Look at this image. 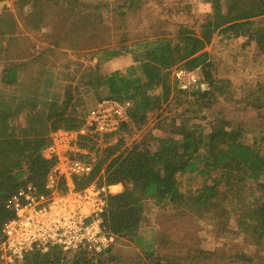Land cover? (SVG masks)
Listing matches in <instances>:
<instances>
[{
	"label": "trees",
	"instance_id": "trees-1",
	"mask_svg": "<svg viewBox=\"0 0 264 264\" xmlns=\"http://www.w3.org/2000/svg\"><path fill=\"white\" fill-rule=\"evenodd\" d=\"M20 4L21 8L31 6L37 25L46 22L48 11L55 14L56 10L65 14L72 12L74 15H62L63 18L50 21L54 23L53 30H57L55 42L61 39L59 30L68 21L64 46L91 51L94 53L92 58H96L98 63L65 74L68 84L62 98L51 93L56 84L45 65L34 75L29 72L34 59L12 64L2 71L0 244L3 242L4 224L14 217L7 208V202L14 194L29 186L39 195L51 194L47 180L57 160L46 159L43 152L57 130L73 131L83 126L86 111L84 95L94 92L99 102L112 100L122 105L130 104L127 108L128 122L141 128L147 123L149 114L160 110L172 94H177L173 70L194 71L200 68L209 85H214L210 56L205 49L216 35H224L228 39L247 38L264 55V0H209L211 13L202 25L200 35L181 26L176 36L160 32L151 37H141L132 45L124 40L114 45L110 25L88 3L79 0H20ZM77 10H80L78 14ZM125 54L133 55V65L124 71L102 73V63ZM69 68L66 64L65 69ZM212 91L193 96L204 103V98L216 96ZM201 105L202 108L208 107L199 102L198 106ZM21 117L23 126L19 123ZM204 120L205 117L174 125L168 136L156 141L154 151L149 142H142L120 152L124 143L120 139L116 144L96 151L99 158L89 175L73 176L78 190L93 183L122 184L121 193L108 196L103 214L104 226L117 240L133 241L144 248L140 230L146 203L152 201L177 210L213 209L221 199L223 186L222 201L233 205L236 210L242 207L239 228L252 243L260 245L264 241V125L253 130L243 125L232 127L211 122L207 125ZM128 122L118 133L106 135L103 140L126 131ZM246 137L251 140L245 141ZM93 141H81L80 147L88 154L74 158L89 162L88 145L96 143ZM187 174L207 180L202 187L194 191L190 189L186 194L180 189L178 178ZM249 181L257 184V193L245 189ZM57 190L62 194L68 191L64 179L58 181ZM111 249L99 255L86 249L67 252L57 246L47 252L34 249L21 263L14 264H119L121 257L112 254ZM146 254L150 264H163L162 259L154 256V251L149 250Z\"/></svg>",
	"mask_w": 264,
	"mask_h": 264
},
{
	"label": "rangeland",
	"instance_id": "rangeland-1",
	"mask_svg": "<svg viewBox=\"0 0 264 264\" xmlns=\"http://www.w3.org/2000/svg\"><path fill=\"white\" fill-rule=\"evenodd\" d=\"M79 1L93 5L92 10L110 25L114 45L120 40L132 45L141 37H151L160 32L176 36L181 26L200 35L202 25L211 13L209 0ZM20 5V0L0 1V78L6 67L34 59L29 72L34 75L37 69L45 65L56 84L51 93L62 98L68 84L65 74L75 72L76 69L83 70L86 66H95L98 60L92 58L94 53L91 51L64 46L63 39L68 35V21L67 25L59 30L61 39L55 42L57 30H53L54 23L50 21L63 18L62 15H74L72 12L65 14L56 10L55 14L48 11L46 22L37 25L31 6L21 8ZM224 10L226 12L227 9ZM79 11H75L76 14ZM56 28L59 29V26ZM205 51L209 53L211 75L215 79L214 85H209L210 90L207 93L214 90L216 96L204 98L206 101L203 103L193 95L206 92L194 88L182 90L175 79L177 69L173 70L172 79L177 83V94H172L160 110L149 114L143 127L137 128L133 123H129L127 118L128 128L119 136L109 140L100 137L93 141L95 144L90 142L89 162L94 165L99 158L96 151L116 144L120 139L124 140L120 152L142 142H149L154 151L156 141L168 136L173 126L182 121H195L205 117L204 124L207 125L210 122L232 127L243 125L253 130L263 126L264 55L258 52L257 45L247 38L228 39L224 35H216ZM66 64L70 67L69 70L65 69ZM133 64V55L125 54L118 59L102 63L101 71H124ZM188 72L209 84L200 68ZM78 78L76 77V80ZM83 99L86 109L83 117L85 121L89 112L100 102L94 92L84 95ZM199 102L208 107L198 106ZM19 123L24 125L22 117ZM250 140L246 137L245 141ZM178 179L180 189L186 194L190 189L194 191L202 187L207 180L188 174ZM245 189L256 192L257 184L249 181ZM220 191L221 199L213 209L177 210L152 201L146 203L140 230L144 248L138 247L133 241L119 239L116 240L111 253L121 257L119 264H150L146 254L149 250L154 251V256L162 259L163 264H264V241L256 245L245 236L238 226L242 207L236 210L233 205H227L222 201L225 187L222 186ZM0 264L6 263L0 258Z\"/></svg>",
	"mask_w": 264,
	"mask_h": 264
},
{
	"label": "built area",
	"instance_id": "built-area-1",
	"mask_svg": "<svg viewBox=\"0 0 264 264\" xmlns=\"http://www.w3.org/2000/svg\"><path fill=\"white\" fill-rule=\"evenodd\" d=\"M175 79L182 90H210L208 83L184 69L175 72ZM127 108L128 104L104 100L89 112L80 129H60L51 135L43 156L57 160L47 180V188L52 192L39 195L29 186L8 200L7 208L14 217L4 224L0 244L1 258L6 264L21 263L34 249L47 252L57 246L67 252L86 249L99 255L115 245L117 237L104 226L103 214L108 196L121 193L122 184L93 183L76 189L73 176L89 175L93 164L74 157L88 154L80 147L81 141L118 133L127 121ZM60 179L67 183L68 191L64 194L57 190Z\"/></svg>",
	"mask_w": 264,
	"mask_h": 264
}]
</instances>
